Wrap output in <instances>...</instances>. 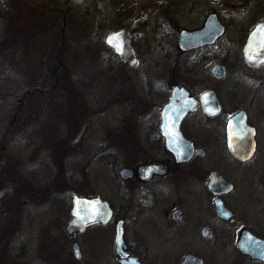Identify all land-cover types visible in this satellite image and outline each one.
<instances>
[{"label":"rangeland","instance_id":"rangeland-1","mask_svg":"<svg viewBox=\"0 0 264 264\" xmlns=\"http://www.w3.org/2000/svg\"><path fill=\"white\" fill-rule=\"evenodd\" d=\"M169 1L174 9L170 21L159 14L166 4L158 0H0V264H53L52 250L68 256L64 264L116 260L113 224L94 225L73 237L66 233L73 196L100 194L121 207L116 186L129 136L142 141L147 115L167 100L162 92L178 63L176 77L199 90L213 86L220 91L222 118L246 108L251 114L260 111L264 119V97L255 94L257 73L235 62L239 16L264 13V0H209L210 11L227 19L229 31L218 47L191 55L177 52L176 23L190 24L195 8L194 21L199 20L206 0ZM124 6L132 10L131 16L123 14ZM117 18L140 44L136 66L121 63L105 44ZM45 52L51 61L61 57L62 69L40 62L48 59ZM224 56L228 72L217 80L211 68ZM193 60L196 65L188 73L184 64ZM51 77L58 79L56 90L64 98L54 96ZM72 89L79 95L67 97ZM145 100L152 106L149 113L143 109ZM77 114L79 121L73 123ZM36 125L42 129H33ZM210 133L216 141V131ZM64 138L67 145L60 143ZM215 153L213 149L214 158ZM251 168L261 189L264 165ZM74 241L82 248L80 262L72 253ZM172 247L159 248L166 255L175 253Z\"/></svg>","mask_w":264,"mask_h":264},{"label":"flooded vegetation","instance_id":"flooded-vegetation-1","mask_svg":"<svg viewBox=\"0 0 264 264\" xmlns=\"http://www.w3.org/2000/svg\"><path fill=\"white\" fill-rule=\"evenodd\" d=\"M158 1L166 4L159 14L170 21V12L174 10L171 8L172 1H169L171 4L168 0ZM220 1L222 0L215 2ZM208 2L209 0H206L207 7L199 15V20L194 21L195 8L190 24L176 23L175 43L179 54L191 55L214 49L226 38L229 22L217 11H210ZM127 8L124 6L123 14L131 16L132 10ZM122 11L118 10L116 13L118 18ZM213 13L224 27L223 33L213 42H209L211 36L208 35L195 38L191 43L192 48L182 49V31L202 30ZM239 17L241 18L235 26L239 34L235 36L239 55L235 62L257 73L254 85L258 88L255 94L264 97V59L258 57L257 64L250 65L246 57V46L253 30L264 23V13L255 12L246 18ZM118 18L114 31L129 30L137 60L133 64L123 61L114 49H110L121 63L136 66L139 62L140 44L135 40L134 31ZM229 49L228 46L226 53ZM45 55L48 59L40 58V62L46 63L50 68L62 69L61 57L51 61L52 55L47 52ZM59 55L62 56V53ZM224 57L211 68V74L217 80L224 79L228 72L229 62L227 56ZM195 65L196 60H193L184 64V67L189 73ZM217 66L225 70L222 77L217 76L214 71ZM180 67L178 63L175 70ZM175 70L166 91L162 92L167 100L155 106L157 109L151 111L152 116L149 115L152 106H149L146 100L143 104L144 111L149 113V124L145 126L142 141L135 135L129 136L126 164L119 169V183L116 186V192L121 195V207L119 208L115 201L108 200L113 210V217L108 224H113L114 240L117 224L123 220L126 258H137L142 264H164L165 260L171 261L172 264H184L187 258L191 259L190 264H264V244H259L256 240L264 242V188L261 187H264V181L261 185L258 184L261 189H257L259 178L256 173L252 174L256 170L251 168L256 165V169H260L264 165V119H261L260 111L251 114L246 108L222 118L225 108L220 91L213 86L199 90L189 81L176 77ZM176 88L186 89L188 95L197 103V107L188 110L180 122V131L190 143V157L182 161L168 148L162 129L163 108L172 100ZM212 90L216 93L221 107L215 114H212V100L207 98L203 101L205 94ZM255 100L256 97H252L254 103ZM261 100L264 103V98ZM176 102L180 103L182 99L179 97ZM242 112L253 129V150L247 156L238 145L236 149H239V153L236 154L230 141L231 120ZM41 127L36 125L33 129L40 130ZM242 128L238 129L237 135H244V132H240L244 130ZM215 131L217 140L211 141L210 132ZM49 132L51 133V130ZM213 149L218 150V153L220 151V156L215 153L218 157L214 158ZM214 164L218 167H214ZM123 168L129 170L127 177L121 174ZM83 196L95 195L85 193ZM90 227L91 225L88 229ZM176 245H184L186 248L174 249ZM165 246H173L172 252L175 253L165 255L164 250L159 248ZM251 249L256 252L255 255L248 253ZM52 252L51 263L67 262V255L56 254L53 250ZM115 258L112 264H121L116 253Z\"/></svg>","mask_w":264,"mask_h":264},{"label":"water","instance_id":"water-1","mask_svg":"<svg viewBox=\"0 0 264 264\" xmlns=\"http://www.w3.org/2000/svg\"><path fill=\"white\" fill-rule=\"evenodd\" d=\"M218 1V0H215ZM224 27L220 24L217 15L215 13L208 17L206 26L202 30L197 31H185L183 30L180 36V46L182 49L192 48V40L198 37H205L206 35L211 36L209 42H213L215 38L222 34ZM131 37L129 30L121 29L119 31L109 34L105 42L109 47L116 50L119 57L123 61H127L131 64L135 63L137 58L135 57V50L131 43ZM190 41V42H188ZM246 57L250 65L257 64V58L264 59V23H261L256 27L251 35V38L246 46ZM217 76L222 77L225 74V70L221 66H217L214 69ZM181 98L182 102L177 103V98ZM211 99L212 114L217 113L221 107L216 93L212 90L205 94V99ZM197 107L196 100L188 95V91L184 88H176L173 91L172 100L166 104L163 108V124L162 129L164 130V136L168 148L173 151L178 160H186L190 157V143L183 137L180 131V122L183 116L188 110H193ZM240 132H244V135H237L238 129ZM230 141L233 151L238 154L239 149L244 150V154L247 156L253 150V138L252 127L245 120V114L242 112L235 116L230 123ZM239 132V133H240ZM237 145L240 147L236 149ZM243 146V148H242ZM246 147V148H245ZM238 148V147H237ZM123 177H127L129 170L123 168L121 170ZM113 217V210L109 201L97 195L95 197H85L80 195H74L73 205L71 209V219L66 225L65 230L70 237L76 235L77 232H85L87 227L93 223H101L103 225L108 224ZM124 221L120 220L116 228L115 236V253L121 264H142L137 258L127 257L126 251L124 250ZM259 244H264L262 240H258ZM73 255L76 260L82 258V250L80 243L75 241L73 243ZM256 249V247H255ZM248 253L255 255L256 252L251 249ZM191 259L187 258L184 264H190Z\"/></svg>","mask_w":264,"mask_h":264},{"label":"trees","instance_id":"trees-1","mask_svg":"<svg viewBox=\"0 0 264 264\" xmlns=\"http://www.w3.org/2000/svg\"><path fill=\"white\" fill-rule=\"evenodd\" d=\"M56 69V68H55ZM59 69V68H58ZM52 73L51 74H53V71H51ZM52 76V75H51ZM50 77V76H49ZM50 80L53 82V84H54V88H55V93L57 94V95H55L54 94V96H56V99H58L59 100V98L61 99V98H64V96H66V95H64V93H61L60 91H57L56 90V88H57V86L56 85H58V79L56 80V78H53V77H51L50 78ZM68 81H69V85H71L70 84V76H68ZM74 85H71V87H73ZM53 88V89H54ZM76 89V88H75ZM76 92H78V95H79V93H80V91H78V89H77V91L76 90H74V89H72V90H67V97H70V96H75V94H76ZM50 93H51V91H50ZM53 94V93H52ZM53 96V95H52ZM77 98H79V99H81L82 97H77ZM55 99V98H54ZM60 103H63V101L62 102H60ZM66 106V105H65ZM65 106H63V107H65ZM64 114V110H63V112H61V115L60 116H62ZM79 118V116H78V114H77V119ZM79 121V119L78 120H76V119H74L73 120V123H77ZM52 133V132H51ZM52 139V138H51ZM50 139V140H51ZM67 139V138H66ZM65 138L64 139H62L61 141H60V143H62V144H68L69 143V140H66ZM69 139V138H68ZM56 140V142H58V140H57V138L55 139ZM52 142V141H51Z\"/></svg>","mask_w":264,"mask_h":264}]
</instances>
